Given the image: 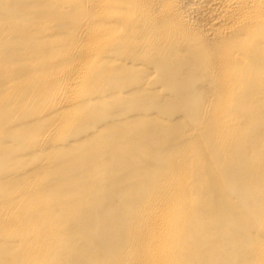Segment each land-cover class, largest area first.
I'll return each instance as SVG.
<instances>
[{
  "label": "bare ground",
  "instance_id": "bare-ground-1",
  "mask_svg": "<svg viewBox=\"0 0 264 264\" xmlns=\"http://www.w3.org/2000/svg\"><path fill=\"white\" fill-rule=\"evenodd\" d=\"M0 264H264V0H0Z\"/></svg>",
  "mask_w": 264,
  "mask_h": 264
}]
</instances>
